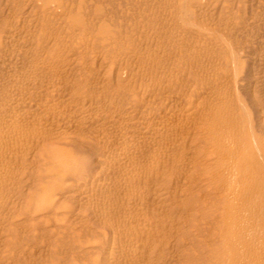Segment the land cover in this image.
Wrapping results in <instances>:
<instances>
[{
	"label": "bare ground",
	"instance_id": "obj_1",
	"mask_svg": "<svg viewBox=\"0 0 264 264\" xmlns=\"http://www.w3.org/2000/svg\"><path fill=\"white\" fill-rule=\"evenodd\" d=\"M0 264H264V0H0Z\"/></svg>",
	"mask_w": 264,
	"mask_h": 264
}]
</instances>
